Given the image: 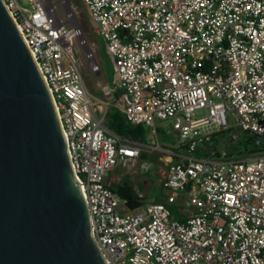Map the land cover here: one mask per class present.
<instances>
[{
	"label": "built area",
	"instance_id": "built-area-1",
	"mask_svg": "<svg viewBox=\"0 0 264 264\" xmlns=\"http://www.w3.org/2000/svg\"><path fill=\"white\" fill-rule=\"evenodd\" d=\"M3 2L45 80L104 259L264 264V0H81L112 61L113 105L156 139L170 120L171 148L104 124L107 105L89 93L75 49L97 75L94 43L66 0ZM242 138L254 151L232 154ZM126 162L132 174L158 164L164 202L129 208L112 191L107 174Z\"/></svg>",
	"mask_w": 264,
	"mask_h": 264
},
{
	"label": "water",
	"instance_id": "water-1",
	"mask_svg": "<svg viewBox=\"0 0 264 264\" xmlns=\"http://www.w3.org/2000/svg\"><path fill=\"white\" fill-rule=\"evenodd\" d=\"M152 163L156 154L142 151ZM0 264H109L45 80L0 0Z\"/></svg>",
	"mask_w": 264,
	"mask_h": 264
},
{
	"label": "rangeland",
	"instance_id": "rangeland-1",
	"mask_svg": "<svg viewBox=\"0 0 264 264\" xmlns=\"http://www.w3.org/2000/svg\"><path fill=\"white\" fill-rule=\"evenodd\" d=\"M57 1V4H59L60 0H52V2ZM68 5L71 6L73 9L75 16L77 18V22L82 30V32L85 35V38L87 41L91 44L94 43V50L96 58L100 64V70L101 72L99 74H92L88 72L87 68V61L85 59L83 49L79 46L77 40L76 42V52L78 55L82 58L84 62V66L82 68V75L85 81V84L87 86V89L89 93H91L93 96L103 100L108 107L113 103L112 99V89L116 88V82L114 80V74H113V68H112V61L108 54L105 51V47L102 44V41L98 37V34L95 32L92 24L90 23V20L88 18L87 12L81 2V0H66ZM58 9L59 13H63L65 11L64 7H60V5L56 6V11ZM110 91V94H108ZM106 114V113H105ZM105 120V116H104ZM162 125L166 127L167 130L172 131L171 128H169L170 120H165L161 122ZM149 132V134H148ZM147 132V143L139 142L142 147H155L157 146V143L160 145H163L161 141L158 139V133H157V139H154V135L151 133L150 130ZM138 142V141H137ZM174 143H169L166 145H163L166 148H171V146ZM145 152V151H144ZM147 153V152H146ZM133 165V164H132ZM134 166V165H133ZM164 165H162V168ZM116 170L113 171L112 174V182L110 185L114 186V176H119L120 181L123 178H127L129 183L132 186H135L138 188L141 192H144V182L143 180H147L149 187V195H157L158 197L163 196L166 194V190L162 187V184L160 186L161 182V176L159 174L156 175L155 171L157 170V164H154L153 167H151V170L145 173L138 174H132L130 173V164L129 162H126L124 164L117 165ZM114 168V169H115ZM159 179V182H158ZM144 195V194H143Z\"/></svg>",
	"mask_w": 264,
	"mask_h": 264
},
{
	"label": "trees",
	"instance_id": "trees-1",
	"mask_svg": "<svg viewBox=\"0 0 264 264\" xmlns=\"http://www.w3.org/2000/svg\"><path fill=\"white\" fill-rule=\"evenodd\" d=\"M118 95V92L115 91V96ZM104 124L109 130L113 133L126 137L129 140L138 141L142 143H147V132L148 128L143 125H134L130 123L124 114L118 110L113 103L108 107V110L105 114ZM158 138L163 145L174 143V140L168 135L167 130H163L160 127H157ZM149 134V132H148ZM238 151L252 152L254 151L250 138L240 139L236 147L231 151L232 154H236ZM112 191H114L120 198L125 200L129 208H135L143 204L142 198H140L127 178H123L120 182L110 186ZM175 206L171 208V214L173 217H176Z\"/></svg>",
	"mask_w": 264,
	"mask_h": 264
},
{
	"label": "crops",
	"instance_id": "crops-1",
	"mask_svg": "<svg viewBox=\"0 0 264 264\" xmlns=\"http://www.w3.org/2000/svg\"><path fill=\"white\" fill-rule=\"evenodd\" d=\"M165 125V124H164ZM164 125H162L161 123H158L157 124V127H160V128H162L163 130H165L166 129V127L164 126ZM169 128H171L170 127V124H169ZM167 130V129H166ZM167 132H168V135L172 138V140H174L175 141V134H174V132H173V130L172 131H170V130H167ZM154 139H156L155 137H154ZM159 139V138H158ZM149 147V146H148ZM144 148V147H143ZM145 148H147V147H145ZM143 151V150H142ZM151 154H153V153H151ZM140 157V156H139ZM142 160V159H141ZM157 166H158V164H157ZM116 170V168L115 169H113V170H111L108 174H107V177H106V183L109 185V186H112V185H110V183L112 182V172L113 171H115ZM140 172V171H139ZM140 173H145V172H140ZM155 173H156V175H157V170L155 171ZM136 174H138V172L136 173ZM119 176H114V181H115V183L114 184H116V183H118V182H120V178H118ZM143 182H144V192H141L138 188V190L142 193V194H144L143 196H141L140 198H142V200H143V203L144 202H147V201H154V202H164L165 201V198H166V194H164L163 196H160V197H158L157 195H149V187L150 186H148V182H147V180H143ZM158 182H159V179H158ZM160 183V186H161V182H159ZM136 187L134 186V189H135ZM165 190V189H164ZM166 193H167V191H166ZM169 208H170V210H171V208H172V205H170L169 206ZM176 206H175V213H176ZM174 218H178V215H177V213H176V217H174Z\"/></svg>",
	"mask_w": 264,
	"mask_h": 264
}]
</instances>
